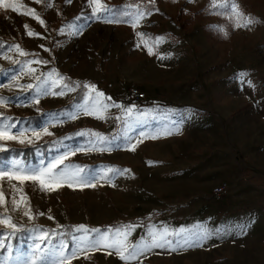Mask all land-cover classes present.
<instances>
[{"label":"rangeland","instance_id":"1","mask_svg":"<svg viewBox=\"0 0 264 264\" xmlns=\"http://www.w3.org/2000/svg\"><path fill=\"white\" fill-rule=\"evenodd\" d=\"M5 2L23 3L21 12L35 8L45 24L0 8V42L5 47L0 52V69L7 70L0 72V93L18 98L0 107V112L20 118L14 131L27 127L42 132L48 127L52 135H42L34 144L0 141L9 152L26 150L25 155L1 156L0 168L14 160L29 169L45 167L57 155L96 139L76 135L86 130L106 137L110 143L97 147L110 150L84 148L68 155L65 164L85 169V180L52 192L42 191L38 182L0 177L5 198L0 217L10 216L20 228L16 235L8 236L11 229L0 224L4 244L0 261L14 264L21 250L25 258L31 256L33 241L41 234L34 229L48 233L42 248H55L63 241L71 249L73 237L82 234L77 226L83 224L101 231L136 226L128 237L130 243L146 236L149 225L169 230L195 226L233 229L202 246L153 249L130 264H264V0H235L238 11L256 21L248 27L235 26L230 7L210 11L211 0H101L122 18L134 13L137 5L146 6L151 15H145L135 29L129 20L106 23L88 19L91 9L85 0H47L52 3L48 9L45 0L40 4L35 0ZM220 2L223 0H217ZM82 12L87 15L75 20ZM70 24L80 27L81 33L72 35ZM25 25L39 36H28ZM214 25L228 35L214 30ZM137 32L146 34L143 40L153 48L152 55ZM156 37H163V42L156 43ZM12 44L37 55L20 56L15 49L8 50ZM5 54L21 61H49L47 65L33 63L34 75L47 78L55 69L67 79L59 81L53 74L57 86L51 90L65 95H41L36 103L29 98L35 97L34 91L5 87L13 76L23 85L35 83L33 75L25 74L26 69L3 59ZM241 72L249 74L245 79L254 87L240 83ZM62 83L74 90L59 87ZM84 85H95L122 108L135 105L131 119L115 107L103 113L105 119L85 115L80 108L83 97L95 93ZM130 87L139 88L146 99L128 100ZM70 112L78 113L77 118H69ZM126 119L130 128L125 127ZM166 129L172 130L170 135L163 134ZM141 132L146 135L142 137ZM25 135L31 136V131ZM129 138L135 150L125 144ZM109 167L129 171L109 179ZM222 183L227 184V193L216 197L213 189ZM29 209L31 219L24 215ZM245 223L244 233L235 231L236 225ZM87 256L78 254L72 264H124L104 249L89 251Z\"/></svg>","mask_w":264,"mask_h":264},{"label":"snow or ice","instance_id":"2","mask_svg":"<svg viewBox=\"0 0 264 264\" xmlns=\"http://www.w3.org/2000/svg\"><path fill=\"white\" fill-rule=\"evenodd\" d=\"M66 3H71V0H65ZM87 6L91 9V15L88 16V19L101 20L106 23L113 22H124V20L131 21V27L136 28L139 22L143 19L145 15H151L150 10L142 8L140 5H137V10L134 13H125L122 18L120 13L117 12L114 8L109 7L101 2V0H85ZM175 2V0H174ZM189 0H185V3H188ZM36 4H40L41 0H35ZM149 3H154V0H149ZM52 3L45 0V8H51ZM117 7H127V6H117ZM231 9L232 14L236 18V27H248L249 25L255 23V19L251 16H244L242 12L238 11V5L235 3V0H223V2L217 3V0H211L210 11L224 10L226 8ZM0 8L10 9L14 12H18L22 15H30L33 19L37 20L41 25L45 24V21L41 18L40 14L35 8H28L26 11L21 12V9L25 8L23 3L10 2L6 3L5 0H0ZM87 15L86 13H81V15L76 16L75 20H80L82 16ZM232 17L230 16L229 19ZM243 20V23H240V20ZM27 29L28 36H39V33H36L34 30L30 29L28 25L24 26ZM216 31H224V29L219 25L211 26ZM69 28L71 29L72 35L80 34L82 29L76 24H70ZM61 32L64 29H60ZM137 37L141 38V43H144L145 47L148 49V54H153V48L148 46L147 41L143 40V37L146 35L142 32L136 33ZM224 35L227 36L228 33L224 31ZM156 43L163 42V37H156ZM43 48L44 46L41 45ZM137 47H140V44H137ZM15 49L16 52L23 57L35 56V53H29L24 51L19 44L8 45V50ZM45 51H48L47 48H44ZM5 47L4 43L0 42V52H4ZM166 57L161 56L160 59H165ZM3 59L9 60L12 65H19L21 70L26 69L25 74L33 75L35 83H28L26 85L20 84L19 79L15 76L11 77V82L5 87L11 89L14 85L20 87L24 91L32 90L35 92V97H29L34 99L36 103H39V97L41 95H65L64 91H52L51 89L57 86V81L52 80L51 77L55 74L58 77L59 81H64L67 78L61 76L56 72L55 69H52L51 72L47 73V78L45 74L34 75L37 72L36 68L31 67L33 63L47 65L49 61L42 58H37L35 60H25L21 61L18 59H13L10 55L5 54ZM7 71L5 69H0V72ZM247 72L239 73L240 83L249 87H254L251 80H246L248 77ZM59 87L68 89V91H73L74 89L69 87V84H60ZM83 87L89 89V93L94 92L95 96L85 95L83 97L85 103L80 106L81 110L85 115L96 116L98 119L107 118L103 113H106L107 110L111 107L121 109L124 116H127L131 119L135 105L132 107H123L119 103L112 102L111 97H106L103 92H99L96 89L95 85H84ZM103 98V99H101ZM17 97L14 96H5L3 93H0V107H7L9 104L17 100ZM107 101V102H106ZM143 115V114H141ZM67 116L71 119H76L78 113H67ZM19 119L13 116H7L4 113L0 112V141H16L20 144H34L35 141L40 140L42 135H52V132L49 131L48 127H44L42 132H38L27 127L19 129V131H14L18 129ZM120 119V117H118ZM125 127H131L129 121L124 120ZM176 132H179L178 127H174ZM31 131V136H26L25 133ZM172 130H164L163 134L170 135ZM88 134L90 137H96L95 140H89L88 145L77 147L71 153L64 152L63 155H57L54 158V161L48 163L45 167L39 169H29L26 166H22L19 160H14L11 164H4L0 168V177H7L8 180L16 179L23 183L25 180L38 182L39 187L42 191L52 192L57 190L59 187L67 184L68 187L73 186V182H79L85 180L83 173L85 169H81L79 165L65 164V160L68 155H75L76 151H81L84 148L88 150H110V148H98L97 145L100 144H109L110 141L104 137L101 133L92 132L91 130H86L76 133V135L84 136ZM140 135L143 137L146 133L141 132ZM34 137V139H33ZM152 138H156L153 136ZM125 144L131 147L132 150H135V146L130 144L129 140L125 141ZM119 146V145H117ZM9 151L6 148L4 143H0V152ZM151 163V162H150ZM109 172L112 173L109 179H114L116 175L123 174L129 170L119 169L116 167H109ZM99 175V174H97ZM96 176H92L91 179H95ZM85 186H95L92 184H85ZM16 191L14 187V192ZM5 203V198L3 196V191L0 190V204ZM13 205L18 207V202L13 199ZM43 215V213H39ZM25 216H28L29 219L32 218L31 210L24 212ZM49 219H52L49 216ZM249 221L248 223H250ZM248 223L238 224L235 226V231L238 233H244L245 229L248 227ZM0 224L6 225L7 228L11 229L7 233L8 236H14L20 231V228L15 222L12 221L11 217L7 218L0 217ZM136 226L133 225H123L117 227L114 230L108 229L101 231L98 228L88 229L85 225L81 224L77 226V231H80L82 234L79 237H73L74 244L71 249H68V246L65 242L61 241L58 247H49L42 248L41 245L43 242L48 239V233H45L43 229H34L41 234L36 237V240L33 241L35 251L28 258L24 257L23 251H18L17 259L14 264H72L73 258H78V254L83 253L84 258L87 259V253L89 251L104 249L107 250L109 255L115 254L124 264H130L131 261L138 260V258L153 249H168L170 251H177L181 247H191V246H202L204 242L211 239L213 236L220 237L221 233L224 235H229L232 233V228L224 229H209L203 226H195L194 229H172L165 226L160 228H155L152 225L148 226V233L146 236H141L135 242L130 243L128 237L135 230ZM49 233L54 232V230L49 229ZM39 241V242H37ZM4 244L0 242V247H3ZM33 245H30L31 248ZM11 249V246H8ZM48 257H54V259H48ZM0 264H7V261H0Z\"/></svg>","mask_w":264,"mask_h":264},{"label":"built area","instance_id":"3","mask_svg":"<svg viewBox=\"0 0 264 264\" xmlns=\"http://www.w3.org/2000/svg\"><path fill=\"white\" fill-rule=\"evenodd\" d=\"M127 99L130 101H142L146 99V94L137 87H130L126 92ZM228 186L222 183L213 189V194L216 197H222L227 193Z\"/></svg>","mask_w":264,"mask_h":264},{"label":"trees","instance_id":"4","mask_svg":"<svg viewBox=\"0 0 264 264\" xmlns=\"http://www.w3.org/2000/svg\"><path fill=\"white\" fill-rule=\"evenodd\" d=\"M26 150L25 149H15L14 151H11V152H1L0 153V157L1 156H3V157H5V158H7V157H9L11 154H17V153H19V152H23L24 153V155L26 154V152H25Z\"/></svg>","mask_w":264,"mask_h":264}]
</instances>
